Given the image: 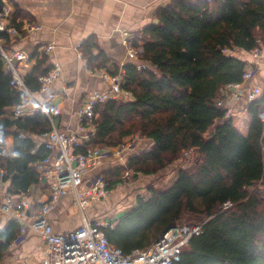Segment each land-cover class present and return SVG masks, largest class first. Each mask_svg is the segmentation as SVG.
Listing matches in <instances>:
<instances>
[{
	"label": "trees",
	"instance_id": "16d2710c",
	"mask_svg": "<svg viewBox=\"0 0 264 264\" xmlns=\"http://www.w3.org/2000/svg\"><path fill=\"white\" fill-rule=\"evenodd\" d=\"M19 15L15 9L7 26L20 29ZM155 15L158 22L141 32L139 57L123 67L122 89L132 98H109L95 106L89 144L114 147L134 133L152 140L149 149L127 162L144 175L179 160L183 151L197 156L179 168L170 185L148 187L146 198L138 195L135 207L109 222L106 236L129 253L149 248L169 226L186 220L184 224L200 225L201 231L173 264H264V191L258 188L264 184V130L259 101L228 118L226 109L217 105L221 88L242 79L246 61L235 49L250 51L264 44V0H171ZM1 37L8 36L0 32ZM79 48L88 69L118 71L109 69L105 53L94 52L97 46L91 39ZM46 61L44 55L37 57L24 75L30 91L39 90V76L51 68ZM138 62L148 66L138 69ZM9 81L0 56V169L9 193H18L38 181L34 165L49 152L43 145L37 147L31 136L48 130L49 120L41 112L36 118H9L12 106L25 95ZM51 114L57 117L53 110ZM9 136L11 146L5 151ZM121 169L104 175L110 190L123 181L118 178ZM228 202L231 205L224 207ZM17 226L12 220L0 231V261L19 234Z\"/></svg>",
	"mask_w": 264,
	"mask_h": 264
},
{
	"label": "built area",
	"instance_id": "2783aa9c",
	"mask_svg": "<svg viewBox=\"0 0 264 264\" xmlns=\"http://www.w3.org/2000/svg\"><path fill=\"white\" fill-rule=\"evenodd\" d=\"M10 15L9 3L2 0L0 32L13 37L19 34V30L13 26H7L6 21ZM131 39L132 36L126 30L122 31V41L126 46L127 55L136 60L139 57L140 45H133ZM53 48L54 44L49 43L42 49L47 52ZM224 51L233 52L230 49H224ZM249 52L253 57L259 58L264 52V44ZM0 56L3 59L5 70L10 74V85L25 94L18 103L12 106L7 116L14 120L36 118L41 112L49 120V129L37 137L39 141H35L36 146L43 145L49 153L34 165L37 179L47 183V200L34 202L29 190L6 193L0 200V215L14 221H19L25 216L31 219L28 224L20 225L15 241L23 239L29 230L38 231L44 239L43 256L39 264H173L178 261L190 238L200 233V225L174 224L172 228L163 232L149 248L134 249L125 253L120 247L109 242L106 236L109 222L99 219L90 220L84 215V211L91 204L105 198L110 193L108 180L102 173H94L88 177L85 176L86 173L96 167L107 155L126 162L125 154L136 142L137 136L114 147L89 144L90 137L94 134L95 106L109 98L124 100L132 98L128 90L122 89L123 68L114 73H110L106 68L98 70L101 76L110 83L109 90L92 91L84 95L76 111L78 121L75 128L64 131L55 125L51 114V103L57 94L52 87L61 73L60 66L55 64L49 71L39 76L40 88L34 92L26 86L20 67V63L26 60L25 53L3 46L0 38ZM147 66L145 62L136 63L138 69ZM259 69L258 61H246L241 81L222 87L221 99L217 101V105L226 109L225 117L228 118L244 110L248 103L259 101L258 117L264 130V85L250 83ZM240 100L245 101L244 105L235 111L233 103ZM20 136L23 134L21 133ZM11 140L10 136L6 139L5 151L9 150ZM140 174L141 172H135L124 164L120 179L130 181L135 175ZM3 175L4 172L0 169V185L4 182ZM81 185H84L83 189L80 188ZM69 191L73 193L74 206L83 215V223L71 231L56 232L48 222L46 214L52 205L62 200ZM230 205L231 203L228 202L224 204V207ZM2 229L0 228V231Z\"/></svg>",
	"mask_w": 264,
	"mask_h": 264
},
{
	"label": "crops",
	"instance_id": "0c3cea01",
	"mask_svg": "<svg viewBox=\"0 0 264 264\" xmlns=\"http://www.w3.org/2000/svg\"><path fill=\"white\" fill-rule=\"evenodd\" d=\"M5 1L9 3L11 13L15 9L19 11L20 15L17 20L22 26L20 29L17 28L18 35L1 37L2 44L25 53L26 60L20 63L22 74L26 75L36 63L37 57L43 55L46 56V64L51 67L58 64L61 68V73L52 87L57 94L51 105L53 112L57 115L54 118L55 125L67 131L74 129L77 124L76 111L83 96L92 91H106L110 88V83L101 76L100 71L91 72L92 70L88 69L86 59L80 52V44L88 39L95 42L97 48L94 52L105 53L110 70H119L132 61L135 63V60L127 55L126 46L122 41V31L126 30L132 36L133 45H141L143 28L150 23H157L156 11L171 0ZM30 26H32L31 29ZM49 43H53L54 48L47 52L43 51L42 48ZM234 53L244 61L260 63V69L250 83L264 85V52L259 58L253 57L249 51L243 49H235ZM244 102V100L234 102L235 111L241 109ZM31 137L34 141H39L37 137ZM152 143V140L143 137L135 142L132 149L125 154L126 162L107 155L85 176L88 177L94 173H102L106 176L110 170L114 171L117 167L123 169L129 157L149 149ZM185 166L180 160L168 164L160 170L157 183L170 185L177 177L179 168ZM144 177L139 176L138 181H135L137 187L147 184H150L149 187L156 186ZM8 186L7 181L0 185V200L6 193H9ZM116 187L110 190L113 193L94 202L84 211L86 218L112 223L136 206L141 189L133 195L126 189L115 191ZM80 188L83 189L84 185ZM29 191L34 202H44L48 198L46 182L38 180L36 184L31 185ZM142 196L146 198L149 194ZM46 217L56 232H68L83 223V215L74 206L73 193L70 191L62 200L52 205ZM9 221L12 220L0 215V228H6ZM30 221L28 216L15 221L18 224L17 229L21 224H28ZM43 249L44 239L41 234L38 231L29 230L20 241L12 240L8 243L3 251L0 264H39Z\"/></svg>",
	"mask_w": 264,
	"mask_h": 264
},
{
	"label": "rangeland",
	"instance_id": "374dc122",
	"mask_svg": "<svg viewBox=\"0 0 264 264\" xmlns=\"http://www.w3.org/2000/svg\"><path fill=\"white\" fill-rule=\"evenodd\" d=\"M136 136H137V138H135L136 142L143 138V136H141L140 134L134 133L133 135H130V136L126 137L123 140V142L127 141V140H129V139H131L133 137H136ZM7 139H8V137H7ZM196 156H197V154L194 151H186V153H185V151H183L182 158H180L179 160L181 162H183L184 165L188 166V165H190L192 163V161L196 158ZM139 176H141V177L146 176V177H144V179L146 178L147 180H149L151 184L155 183L156 186H154V187L156 189H160V188H163V187L166 186V183L165 184L164 183H157V180H158L157 178L160 176V171H159L158 173H156L154 175H143V174H140L137 177L132 178V180H130V181H124L122 179L123 181L117 185V187L115 188V191L118 190V189H122V190L126 189V190H129L128 192L133 193V195H134V194H136L138 192L139 189H141L142 191H140V193H139L141 196L142 195H144V196L148 195L149 194L148 187H149L150 184H147L148 186L147 185H143V186L140 185L141 187H137L136 184H135L138 181L137 179H138ZM118 178H120V175L118 176ZM167 181H168V179H167ZM151 187H153V186H151ZM258 188L260 190L264 191V184H262V183L259 184ZM250 189H253V187H251ZM110 193H113V192H110ZM182 222L186 223V220L182 221Z\"/></svg>",
	"mask_w": 264,
	"mask_h": 264
},
{
	"label": "water",
	"instance_id": "95a60500",
	"mask_svg": "<svg viewBox=\"0 0 264 264\" xmlns=\"http://www.w3.org/2000/svg\"><path fill=\"white\" fill-rule=\"evenodd\" d=\"M1 3H2V0H0V5H1ZM140 52H142V48H140ZM174 225H171V226H169L164 232H166L167 230H169L170 228H172Z\"/></svg>",
	"mask_w": 264,
	"mask_h": 264
}]
</instances>
